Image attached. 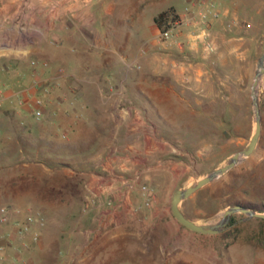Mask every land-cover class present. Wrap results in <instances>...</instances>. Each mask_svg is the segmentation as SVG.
I'll return each instance as SVG.
<instances>
[{"label": "crops", "instance_id": "crops-1", "mask_svg": "<svg viewBox=\"0 0 264 264\" xmlns=\"http://www.w3.org/2000/svg\"><path fill=\"white\" fill-rule=\"evenodd\" d=\"M186 4L0 0V207L9 210V220L0 223V264L14 257L34 264L35 249L45 258L62 253L57 264L232 259L198 247L211 234L172 216L171 194L185 168L171 153L185 143L193 114L209 111L214 72L220 79L227 57L243 54L247 24L240 0H217L206 23L212 51L191 25L161 40L155 16L170 7L182 14ZM34 94L44 98L38 119L29 103ZM60 132L63 161L71 167L63 168V218L52 215L48 224L72 226L57 241L63 250L44 245L42 236L32 240L45 220L23 234L13 223L28 214L29 204H48L57 189L40 181L57 171L45 159ZM39 149L48 151L34 154Z\"/></svg>", "mask_w": 264, "mask_h": 264}, {"label": "rangeland", "instance_id": "rangeland-1", "mask_svg": "<svg viewBox=\"0 0 264 264\" xmlns=\"http://www.w3.org/2000/svg\"><path fill=\"white\" fill-rule=\"evenodd\" d=\"M240 4L243 8L240 18L246 22V34L249 36L242 47L244 52L227 57V64L219 67L220 79L214 72L209 82L210 95L206 97L209 111L193 114L191 127L185 131V143H180L171 153L176 159L183 160L185 168L173 191L224 164L234 151L248 142L254 130L251 84L257 59L264 50V0H240ZM258 94L262 126L255 149L250 155L240 156L228 171L182 200L181 208L191 219L198 222L216 220L228 205L235 202L264 210V74L259 79ZM59 135L58 139L50 142V155L45 159L46 165L57 171L47 176L45 181H40L57 189L50 192L48 204H29L28 213H38L43 222L45 220L42 228L40 226L36 231L38 236H42L44 245L53 242L57 244L55 248L63 250V244L58 246V239L63 238L72 226L48 224L52 215L63 218V168L71 167L69 162L63 161L66 160L63 158V135L61 132ZM47 151L39 149L34 154L42 156ZM181 167L179 165L178 169ZM181 226L187 228L183 224ZM202 238L196 242L198 247L202 244L207 252L217 250L220 255L225 252L232 256L226 264H264V218H246L243 212L236 211L231 214L224 230ZM57 254L53 258H45L41 249H35L34 264L60 263L62 253Z\"/></svg>", "mask_w": 264, "mask_h": 264}, {"label": "water", "instance_id": "water-1", "mask_svg": "<svg viewBox=\"0 0 264 264\" xmlns=\"http://www.w3.org/2000/svg\"><path fill=\"white\" fill-rule=\"evenodd\" d=\"M264 74V50L259 55L256 63V69L253 75V81L251 84V97H252V105H253V113H254V121L255 127L254 130L248 140V142L239 150L234 151L227 161L206 174L198 177L196 180L191 183L177 187L171 194V211L174 217L187 228L194 230L199 233L205 234H213L218 233L224 230L228 222L230 220L231 214L236 211L243 212L246 215V218L250 217H259L264 218V210L259 211L254 207L245 205L243 203L235 202L231 205H228L221 213L220 216L216 220L198 222L190 217H188L181 208V202L183 199L187 198L190 194L196 191L198 188L218 177L219 175L228 171L231 167H233L236 162L239 160L240 156L250 155L255 149L260 133H261V111L259 106V94H258V85L259 79Z\"/></svg>", "mask_w": 264, "mask_h": 264}, {"label": "built area", "instance_id": "built-area-1", "mask_svg": "<svg viewBox=\"0 0 264 264\" xmlns=\"http://www.w3.org/2000/svg\"><path fill=\"white\" fill-rule=\"evenodd\" d=\"M217 0H187V4L184 7L183 13H175L174 15L168 16L163 24L162 28H159L158 37L161 40H166L170 38L176 31H178L183 25H191L196 28L195 36L197 39L201 40L204 46L212 51L214 49L211 39L207 33L206 23L210 18L211 14L215 15V6ZM31 62L34 63V60ZM38 82H34L37 85ZM23 91H28V88H24ZM21 96V92L17 94V97ZM22 98V96L20 97ZM31 110L36 119L41 118L42 109L41 106L44 103V98L40 94H34L32 99L29 101ZM137 182L135 178L129 186H134ZM142 189H146V185H141ZM9 220V210L8 207L2 205L0 207V223H5ZM43 221V217L40 214L28 213L22 219L14 220V225L18 234H23L30 230L33 226L34 221ZM38 233L35 231L32 235V240L36 241L38 239ZM8 264H27V261L21 257H14Z\"/></svg>", "mask_w": 264, "mask_h": 264}, {"label": "trees", "instance_id": "trees-1", "mask_svg": "<svg viewBox=\"0 0 264 264\" xmlns=\"http://www.w3.org/2000/svg\"><path fill=\"white\" fill-rule=\"evenodd\" d=\"M175 13H176V12L174 11V8L170 7V8H168V9H166V10H163V11L159 12V13L155 16L154 20H155L156 24L158 25V27H159V28H162V24H163L164 20H165L168 16H170V15H174Z\"/></svg>", "mask_w": 264, "mask_h": 264}]
</instances>
